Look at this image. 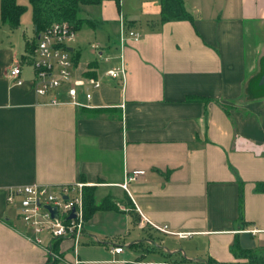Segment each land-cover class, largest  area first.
Returning <instances> with one entry per match:
<instances>
[{
	"label": "crops",
	"instance_id": "crops-1",
	"mask_svg": "<svg viewBox=\"0 0 264 264\" xmlns=\"http://www.w3.org/2000/svg\"><path fill=\"white\" fill-rule=\"evenodd\" d=\"M160 1L81 7L69 53L100 82L89 105L36 94L34 22L0 24V264L72 260L68 239H29L7 193L75 181L92 198L81 264H264V0H182L188 17L169 21ZM121 24L138 34L124 84L106 74Z\"/></svg>",
	"mask_w": 264,
	"mask_h": 264
},
{
	"label": "built area",
	"instance_id": "built-area-1",
	"mask_svg": "<svg viewBox=\"0 0 264 264\" xmlns=\"http://www.w3.org/2000/svg\"><path fill=\"white\" fill-rule=\"evenodd\" d=\"M138 37L133 31L126 30L121 24L119 46L120 53L117 57V65L106 71L111 78L120 79L123 84L126 79V66L123 59L122 47L126 37ZM76 29L67 22H53L39 32L36 40L32 65L34 68V86L38 95L52 94L51 101L58 100V95L64 93L68 99L76 105H89L81 97L89 100L92 89L100 86L98 79L92 76L78 75L74 62L70 56V45L76 40ZM93 50L101 57L97 44L92 45ZM106 60L109 57H105ZM22 66L16 64L10 68L7 76L15 84H23L21 78ZM135 178V173L129 174L121 183L127 189L128 180ZM84 182L75 181L61 184H21L8 188L7 201L13 204L23 222L25 232L29 239L36 243H43L45 239L61 238L72 242L73 258L68 264H81L77 257V246L85 226L84 209ZM56 209V214L51 212ZM144 220L151 223L163 232L170 230L166 225H157L141 213ZM259 229L251 228L248 231L256 232ZM183 235V233H180ZM121 245L110 248L112 252L122 250ZM52 257L58 254L51 253ZM164 262L141 261L140 264H163Z\"/></svg>",
	"mask_w": 264,
	"mask_h": 264
},
{
	"label": "trees",
	"instance_id": "trees-1",
	"mask_svg": "<svg viewBox=\"0 0 264 264\" xmlns=\"http://www.w3.org/2000/svg\"><path fill=\"white\" fill-rule=\"evenodd\" d=\"M118 2V0H116ZM33 22L38 32L56 21L67 20L77 29L84 19L80 16L82 6L97 5L101 0H30ZM161 21L179 20L188 17L182 0H161ZM2 20L12 27L20 24L24 9L17 0H1ZM86 212L92 209L91 196L86 194ZM84 200V206H85ZM59 257H49L45 264H59Z\"/></svg>",
	"mask_w": 264,
	"mask_h": 264
},
{
	"label": "rangeland",
	"instance_id": "rangeland-1",
	"mask_svg": "<svg viewBox=\"0 0 264 264\" xmlns=\"http://www.w3.org/2000/svg\"><path fill=\"white\" fill-rule=\"evenodd\" d=\"M17 1H18L19 5H21L22 8L24 9V12L22 13L21 18H20V23L23 24V22H24L23 25L30 27V23H32V21H33V9H32L31 2H30V0H17ZM1 5L2 4H1V0H0V24H3L5 22L2 20ZM56 22H67L70 25H72L71 22H69L67 20L56 21Z\"/></svg>",
	"mask_w": 264,
	"mask_h": 264
},
{
	"label": "water",
	"instance_id": "water-1",
	"mask_svg": "<svg viewBox=\"0 0 264 264\" xmlns=\"http://www.w3.org/2000/svg\"><path fill=\"white\" fill-rule=\"evenodd\" d=\"M51 212H52L53 215H55V214H56V209L53 207V208L51 209Z\"/></svg>",
	"mask_w": 264,
	"mask_h": 264
}]
</instances>
